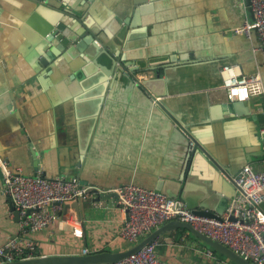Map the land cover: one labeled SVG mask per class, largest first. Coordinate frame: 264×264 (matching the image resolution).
Segmentation results:
<instances>
[{
  "label": "crops",
  "instance_id": "crops-1",
  "mask_svg": "<svg viewBox=\"0 0 264 264\" xmlns=\"http://www.w3.org/2000/svg\"><path fill=\"white\" fill-rule=\"evenodd\" d=\"M46 1L0 0V246L20 236L19 220L3 194L4 163L26 175L40 171L102 189L130 181L155 188L159 179L194 174L229 196V205L244 197L225 175L235 177L247 164L264 167V93L243 101L240 112L230 110L223 87L182 90L165 99L209 157L126 75L139 64L122 67L116 58L95 63L81 52L54 59L50 48L58 42L48 39L59 24L68 33L85 24L101 31L118 58L130 52L144 57L140 62L148 67L189 60L182 69L193 67L198 74L214 62H237L264 83L258 36L234 33L254 22L250 0H55L57 6ZM208 78L205 73L202 79ZM100 196L66 203L50 225L35 230L30 238L38 255L129 248L132 242L120 237L127 214L116 194ZM163 236L155 240L164 264H234L208 254V246L187 230Z\"/></svg>",
  "mask_w": 264,
  "mask_h": 264
},
{
  "label": "built area",
  "instance_id": "built-area-1",
  "mask_svg": "<svg viewBox=\"0 0 264 264\" xmlns=\"http://www.w3.org/2000/svg\"><path fill=\"white\" fill-rule=\"evenodd\" d=\"M250 6L254 22H244L234 28V33L248 37L256 34L264 56V0H250ZM221 72L223 88L231 103L243 102L264 93V83L259 73L245 74L239 64L225 66ZM261 131L264 137V127ZM2 174L3 194L12 197L20 215V236L0 246V263L37 256L38 246L30 235L50 225L54 221L55 211L61 210L66 203L114 193L119 206L127 214L120 230L123 239L134 243L158 226L180 220L240 252L255 264H264V167L255 170L247 164L240 169L234 179L244 197L233 202L222 219L199 216L175 198L133 181L102 189L82 185L77 178L46 177L40 171L35 175H26L8 163L2 165ZM30 209L33 210L31 213L28 212ZM157 245L158 242L153 240L141 250L113 264H164L157 256ZM207 248V253L212 255L214 251ZM84 254H87V250H84Z\"/></svg>",
  "mask_w": 264,
  "mask_h": 264
},
{
  "label": "water",
  "instance_id": "water-1",
  "mask_svg": "<svg viewBox=\"0 0 264 264\" xmlns=\"http://www.w3.org/2000/svg\"><path fill=\"white\" fill-rule=\"evenodd\" d=\"M46 2L54 4L55 6L59 5L55 0H47ZM75 18L76 20L79 19L77 15H75ZM82 27L84 28L82 31L72 27L71 33L65 31V26L63 24H59L56 27L48 39L51 40V42L56 39L58 42L55 48L54 46L50 48L53 58L58 59V57L62 54L64 57L73 56L75 53L78 52L80 54L81 52L84 53L83 55L88 60L95 63H100L99 61L107 63L110 59L113 61V58H116V60L121 63L122 67L124 66L127 68L132 67V65L139 64L138 67L133 68L132 70H126V75L131 80H134L144 90L145 94L151 99L152 103L156 105L158 109L162 110L169 118L183 128V131H185L188 138V142L193 141L195 149L200 147L204 153L210 157V154L207 150H205V148H203L196 137L193 136L185 126H181L175 116H173V114L169 111L165 104V99L182 94V90L209 91L211 89L223 87L224 80L221 72L222 68L225 66L237 65V62H232L226 65L220 61L214 62L207 67L209 72L205 71L200 74L194 71L193 67L188 68V70L182 69L183 65L191 64L189 60H186L182 66L174 63L173 66L171 65L170 67H168V65L148 67L140 62V60L144 57H131L132 53L130 52L124 55L121 54L118 58L109 44H107L102 38V35L100 34L101 31L97 32L96 30H92L85 24L82 25ZM126 41H128V46H130L133 42V40L131 41V38H127ZM66 51L67 54L65 53ZM144 52L145 51H143V53ZM152 53H155L154 50L149 49L148 54H150V57L153 56ZM145 54H147V50ZM190 57L194 59L195 55L191 54ZM200 68L202 69L203 67ZM108 73L111 74V71H108ZM205 73L209 75V78L203 80L202 78ZM139 75L143 76L142 80L139 79ZM184 81H192L197 84L195 86L185 87L182 86V82ZM229 104L230 110L240 112V108L244 106L245 102H232ZM224 107L226 108V106ZM225 176H227L230 182H232L241 191V188L236 184L233 175L226 173ZM155 188L169 197L175 198L179 203L184 204L187 208L191 209L193 213L199 216L222 219V215L230 206L229 196L223 195L221 192L214 190L210 182L200 180L194 174H186L179 178L176 176H170L168 178L159 179L155 182ZM96 200L100 201L101 196L96 197ZM9 201L11 202V210L14 211L17 220L20 221V215L16 210L12 197H9ZM32 211L33 210L30 209L28 212L31 213ZM181 229L187 230L206 246L220 253L234 264H255L248 258L244 257L240 252L197 230L191 224L180 220H171L164 223L160 227L155 228L152 232L147 233L139 241L132 243V245L125 250L102 251L88 254L75 253L37 255L30 259H19L15 261L2 262L0 264H113L141 250L156 238H159L160 241L167 239L163 236L164 232Z\"/></svg>",
  "mask_w": 264,
  "mask_h": 264
},
{
  "label": "trees",
  "instance_id": "trees-1",
  "mask_svg": "<svg viewBox=\"0 0 264 264\" xmlns=\"http://www.w3.org/2000/svg\"><path fill=\"white\" fill-rule=\"evenodd\" d=\"M214 251V250H213ZM215 253H217V254H219V255H221L220 253H218V252H216V251H214ZM37 255H38V253H37ZM221 256H223V255H221Z\"/></svg>",
  "mask_w": 264,
  "mask_h": 264
}]
</instances>
